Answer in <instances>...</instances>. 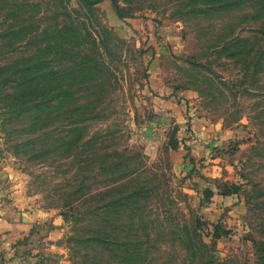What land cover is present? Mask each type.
Instances as JSON below:
<instances>
[{"label":"rangeland","instance_id":"374dc122","mask_svg":"<svg viewBox=\"0 0 264 264\" xmlns=\"http://www.w3.org/2000/svg\"><path fill=\"white\" fill-rule=\"evenodd\" d=\"M0 40V264H264V0H0Z\"/></svg>","mask_w":264,"mask_h":264},{"label":"crops","instance_id":"0c3cea01","mask_svg":"<svg viewBox=\"0 0 264 264\" xmlns=\"http://www.w3.org/2000/svg\"><path fill=\"white\" fill-rule=\"evenodd\" d=\"M16 215L17 213L13 208H8L0 200V257L2 253H6L5 258L8 259L11 250L14 249V244L26 238L29 225H27L26 220L17 218ZM14 263L15 261H9L8 264Z\"/></svg>","mask_w":264,"mask_h":264},{"label":"trees","instance_id":"16d2710c","mask_svg":"<svg viewBox=\"0 0 264 264\" xmlns=\"http://www.w3.org/2000/svg\"><path fill=\"white\" fill-rule=\"evenodd\" d=\"M91 5L94 6V5H96V3H95V2H92ZM6 19H7V14H6ZM9 28H10V27H9ZM1 40H2V41H3V40H7V38L5 37V38H3V39H1ZM1 40H0V41H1ZM4 44H6V41H5ZM40 68H41V63L37 61V62H36V65H35V63L33 64V68H32V70L36 71V70H40ZM29 71H31V70H28V72H29ZM100 232H103V228H101V231H99V234H101Z\"/></svg>","mask_w":264,"mask_h":264}]
</instances>
